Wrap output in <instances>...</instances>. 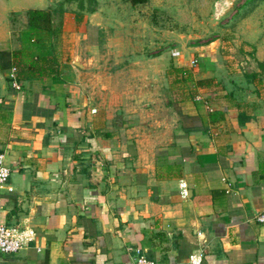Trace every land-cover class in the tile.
<instances>
[{
    "label": "crops",
    "instance_id": "1",
    "mask_svg": "<svg viewBox=\"0 0 264 264\" xmlns=\"http://www.w3.org/2000/svg\"><path fill=\"white\" fill-rule=\"evenodd\" d=\"M10 33L0 22V46ZM208 47L146 62L117 98L100 81L91 96L75 61L19 90L0 72V224L25 242L0 264H134L136 250L154 264H264V68L222 67Z\"/></svg>",
    "mask_w": 264,
    "mask_h": 264
},
{
    "label": "rangeland",
    "instance_id": "2",
    "mask_svg": "<svg viewBox=\"0 0 264 264\" xmlns=\"http://www.w3.org/2000/svg\"><path fill=\"white\" fill-rule=\"evenodd\" d=\"M95 1L94 12H88L79 11L76 1L0 0V22L8 21L11 32L0 49L19 48L27 9L61 8V31L51 41L57 63L80 62L87 69L89 94L92 83L100 81L101 87H111L113 98L123 93L124 84L139 85L146 62L176 53L188 58L195 43L209 46L213 63L235 70L252 71L259 56L264 58V1L255 6L246 0H148L137 6L127 0ZM58 20L55 15L54 23ZM102 93L108 98V89Z\"/></svg>",
    "mask_w": 264,
    "mask_h": 264
},
{
    "label": "trees",
    "instance_id": "3",
    "mask_svg": "<svg viewBox=\"0 0 264 264\" xmlns=\"http://www.w3.org/2000/svg\"><path fill=\"white\" fill-rule=\"evenodd\" d=\"M76 1L79 11L94 12L95 0H68ZM132 6L143 5L148 0H127ZM264 0H246V5L255 6ZM87 3L88 8H86ZM63 10H40L29 9L25 12L26 27L19 34L18 40L20 46L18 49L0 50V72H6L12 67H15L16 78L18 80H32L43 77L54 76L57 74V59L54 54L51 41L60 34L62 24L61 16ZM57 15L58 22L54 23V16ZM82 14L76 13L75 21L80 22ZM198 46V43H195ZM258 66L264 68V63H258ZM173 73L181 74L184 77V82H190L195 87H209L212 79L194 81L191 73L182 68H172ZM247 81H254L257 77L255 74H245Z\"/></svg>",
    "mask_w": 264,
    "mask_h": 264
},
{
    "label": "built area",
    "instance_id": "4",
    "mask_svg": "<svg viewBox=\"0 0 264 264\" xmlns=\"http://www.w3.org/2000/svg\"><path fill=\"white\" fill-rule=\"evenodd\" d=\"M198 66L197 60L190 62L191 68ZM16 68L12 67L9 70L8 78L12 83V86L19 90V84L16 78ZM10 176V168L6 165L4 160V154L0 153V190L6 185ZM180 195L186 198L188 195L187 185L184 182L180 183ZM3 205L0 197V212L2 211ZM257 223L264 224V211L257 214L253 218ZM25 245L24 236L22 232L17 231L14 228L8 227L4 224H0V255L14 254L20 251ZM202 254H192L188 258V264H201ZM134 264H154V262L146 259L140 251L136 250V259Z\"/></svg>",
    "mask_w": 264,
    "mask_h": 264
},
{
    "label": "water",
    "instance_id": "5",
    "mask_svg": "<svg viewBox=\"0 0 264 264\" xmlns=\"http://www.w3.org/2000/svg\"><path fill=\"white\" fill-rule=\"evenodd\" d=\"M74 63H75V65L78 66L79 68H82V67H83V65H82L80 62L75 61Z\"/></svg>",
    "mask_w": 264,
    "mask_h": 264
}]
</instances>
